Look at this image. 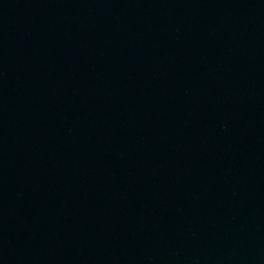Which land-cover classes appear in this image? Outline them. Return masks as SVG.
Instances as JSON below:
<instances>
[{
	"label": "water",
	"instance_id": "obj_1",
	"mask_svg": "<svg viewBox=\"0 0 264 264\" xmlns=\"http://www.w3.org/2000/svg\"><path fill=\"white\" fill-rule=\"evenodd\" d=\"M0 264H264V0H0Z\"/></svg>",
	"mask_w": 264,
	"mask_h": 264
}]
</instances>
